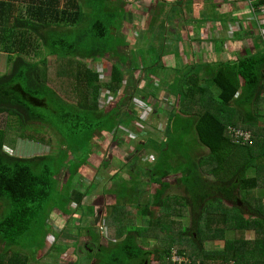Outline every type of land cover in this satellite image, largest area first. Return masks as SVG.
<instances>
[{
    "label": "trees",
    "instance_id": "1",
    "mask_svg": "<svg viewBox=\"0 0 264 264\" xmlns=\"http://www.w3.org/2000/svg\"><path fill=\"white\" fill-rule=\"evenodd\" d=\"M125 1L0 0V52L8 54V70L0 74V121L2 116L11 120L5 128L0 123V202L5 207L0 215V264H29L53 252L59 259L69 246H48L49 218L72 216L68 223L75 225L79 216L82 223L85 212L80 209L87 194L81 191L84 182L76 178L79 169L93 163L101 170L109 161L94 151L93 138L126 129L133 136L135 123L147 125L164 115H168L164 140L141 144L157 156L156 163L142 169L161 185L141 212L149 219L150 234L166 233L167 251L162 255L156 250V259L160 264H264V40L256 53H247L237 63L202 64L212 75V88L219 90L218 102L213 104L207 103L212 90L202 86L196 64H162L161 85L178 98L173 104L166 101L173 107L169 112L166 105L160 108L166 103L159 99V89L142 88L141 78L126 84L124 71L115 64L113 55L126 58L122 54L130 46L123 30ZM263 6L264 1L256 8ZM118 21L121 27L115 29ZM144 49L158 51L150 57L153 64L144 67L151 68L148 79L152 81L160 50ZM108 58L110 78L102 84L91 64ZM56 78L62 79L60 93ZM103 92L124 95L104 110L98 108L99 101H106ZM136 98L153 106L150 121L144 122L135 111ZM231 126L251 131L254 139L246 145L234 143ZM47 131L56 138L55 152L19 157L5 150L12 149L17 139L50 146L43 138ZM196 151L203 154L196 158ZM135 152L131 154L135 160L125 164L131 165V172L142 163ZM174 175H180L177 185L166 182ZM76 180L78 185L73 186ZM174 188L183 189V196L174 194ZM126 192L133 194L117 193L122 202L127 200L125 205L136 201L133 195L143 192L142 185ZM54 195L59 201L53 200ZM165 199L170 202L165 207L168 213L163 208ZM157 206L164 212L152 211ZM119 208L120 204L114 206L102 223L116 228L117 237L124 240L90 247L88 264H152L155 251L137 244L135 220L134 226L118 223L124 216ZM188 213L191 227L179 231L178 218ZM169 217H176L175 222ZM248 232H255L254 238H248ZM207 243H214L215 249L208 250ZM176 246L191 262L172 260ZM15 248L32 251V259L12 251ZM80 262L78 256L70 264Z\"/></svg>",
    "mask_w": 264,
    "mask_h": 264
},
{
    "label": "crops",
    "instance_id": "2",
    "mask_svg": "<svg viewBox=\"0 0 264 264\" xmlns=\"http://www.w3.org/2000/svg\"><path fill=\"white\" fill-rule=\"evenodd\" d=\"M163 1H165L164 6L167 7L164 10L163 15H167V18L162 24H164L165 27L167 25L168 19L170 18V15L174 14L173 23L177 25V29H174L173 31L176 34V38L174 40L172 39V41H169V39L166 40V45L167 43H170V46H168V51L166 52V54H164V52L162 51V49L158 47V45L152 44L151 46L156 47L160 50L159 56L160 55L161 56L158 58L160 60L159 62L164 60L165 57L166 56L168 57L169 55H174L175 57L169 60L170 63L161 62V64L158 65L157 69H159L162 64H166L170 67H176L178 64H180V66H187L188 64H192L193 66L194 64H196L195 73L200 74L202 76L203 79L202 86L205 89L211 88L212 90L211 91L212 95L211 97L207 98V103L211 102V104H213L215 101H218L219 90L214 87L212 88V83H211L212 75L206 72L207 71L206 69H203L202 64L219 65L221 63H228V62L237 63L247 53L257 52L256 49L257 45L262 38L260 37L257 25L251 20L253 16L252 7L254 5L258 6L264 0H182L180 7L177 6L179 4L177 3V1L175 2L174 0H163ZM246 22H251L249 24V27L245 25ZM169 47H172V49L169 50ZM120 63H122V61H120ZM120 63H118V65L116 63L115 64L116 66L121 67L123 70V66H121ZM104 72L106 73V75L107 74L109 75L108 70ZM124 73H125V77H127L126 71H124ZM161 76L162 74L153 76L151 78L152 81H149L152 83V85H148L147 84L148 80L144 79L142 82V88L148 86V87H152V90L159 89L160 90L158 94L159 99L165 103L166 101H168L171 104H173V102H175L176 100L178 101L177 96H175L176 93L171 90H168L167 87L161 85V80H160ZM107 81H108V77H107ZM120 94H122V92H119V94L116 96H119ZM122 96L123 95H120L118 99ZM165 105L167 107L168 103H166ZM161 109L163 110L164 107H161ZM135 111H137V114L139 113V109H135ZM164 123L166 124L168 123V117L167 119L161 118L160 120H157L156 124L155 123L152 124H154V126L157 125L158 128L162 129ZM164 129H166V126H164ZM118 131L119 132L116 133V135L111 134L110 136L97 134L92 140V145H94L93 148H95L94 151L100 153L101 160L102 158L109 159L107 166L101 168V170H99V172L97 173L91 171V172H84L83 174L82 169L88 170L86 169V166H83L79 169V171H82L80 175V177L82 178L81 181L86 182L84 184V189L81 191L83 193L85 192L87 194V198L91 199V197H89L91 194L89 190L91 189L90 186H92L94 188V191H97L98 193L101 194V196H98L101 199L100 204L104 201L103 197L108 195V193L110 192H112V194L109 195V197H111L112 199L111 202L116 201L114 200V194L115 195L117 194L116 189L123 181H128L126 179H123V177L121 176L122 171H120V168L123 170H129L128 172H131L129 167L131 165H125L126 163H130L133 160H135V157L132 156L131 154H133L137 150L135 152L136 159L140 160L141 156L143 155L145 160L147 158L146 155L148 153L155 154V152L152 149L151 150L149 149L151 152L149 150H146L145 148L146 145L141 146V144H145V141L149 140L150 141L149 144L154 145L158 141L156 139H159L160 142L164 140L163 137L164 135L160 138H156V139L154 138L153 140L152 139L153 132L150 130V128L149 131H147L145 134H140L139 138H133L130 134L132 131L128 129L118 130ZM138 151L139 153L137 154ZM151 157L157 158L156 154L152 155ZM149 161L152 164L156 163V160L154 161V159L151 158H149ZM145 164L146 163H141L140 167L134 170V173L138 175L141 174L139 175L141 180L139 181V183L140 185H142L143 192H141L140 195L138 196L134 194L133 197H135L136 202H138L139 200H141V197L143 195H147V197L151 201H146V202L150 203L153 201L152 200L153 194L161 190V185L157 184L158 188L157 189L153 188L154 191L151 189V187L149 186L150 185L149 182L152 183L153 178H151V175L145 173L144 171L145 168L142 169L141 167L142 165L144 166ZM152 164H148V165H152ZM117 176H119L118 179ZM177 176L180 177V175ZM146 177H147L148 185L145 184L147 181H142V179H146ZM169 178L166 179V182L170 183ZM113 181L115 183L116 182L118 183V186L116 185L117 187H115L116 189L114 188L115 190H112L113 185H111V183ZM109 182L110 185L108 186ZM106 186L108 187V189L105 191H101L96 188V187L103 188ZM176 191H174V193H176ZM178 191H183V189H180ZM87 198H85L83 206H85L86 204L88 205L89 202H91V200L88 201ZM115 198L118 199L117 195L115 196ZM96 199L97 198H94L92 203V205L96 206L95 209L94 210L89 209V214L93 213V216H98L97 214L99 213L97 212V210L99 212L102 211L101 210L102 207H99V204L96 203ZM70 206L74 207L73 202L70 204ZM135 207L140 208L137 206ZM160 209L162 210L161 207ZM152 211L157 212L156 208H152ZM80 212H84V207L83 209H80ZM85 215L83 214L85 218V220L83 219L84 223H89L91 217L93 216L86 217ZM54 216H57V214H53L52 218ZM65 217L68 222L70 219H72V216H68V217L65 216ZM105 217L107 216L103 215V218ZM186 219H184V221H186ZM52 220L54 221V219ZM147 220L149 219L146 216H144L142 213H140L137 217V221L141 223V225L144 222L146 224ZM171 220H175V219H173L172 217ZM77 221L78 222L75 225H80L79 219ZM137 221L135 220L136 224ZM137 226H138L137 244L144 250L153 251L149 249L150 247H152V245H155L153 243V240L142 241V242L146 241L148 247H145L144 245L140 244L139 239H143V238H139L141 233V232L139 233V230H142L143 226H140L138 224ZM66 231H70V227L67 228ZM147 233H149L148 230ZM64 234H66V232ZM155 241L157 242L156 245L161 244V243L158 244L157 239ZM157 251L155 249L154 260L159 261L156 259V257L159 256V253ZM175 252H177L178 255L181 254H179V251L177 249H174L172 251L173 253L172 260L174 262H178L174 260ZM160 254L163 255L161 251ZM153 256H152V264H153ZM181 256H185V255H181ZM189 262H191V259H189Z\"/></svg>",
    "mask_w": 264,
    "mask_h": 264
},
{
    "label": "rangeland",
    "instance_id": "3",
    "mask_svg": "<svg viewBox=\"0 0 264 264\" xmlns=\"http://www.w3.org/2000/svg\"><path fill=\"white\" fill-rule=\"evenodd\" d=\"M162 1V2H161ZM177 0H174V2ZM164 2L163 0H127L125 1L122 5H125L124 8H126L125 13L123 14V18H124V25H123V30L125 33V38L128 41V43L130 44V46L128 47V49L125 51H123L122 55H127L126 58H122L117 59L113 54L114 57V61L115 63L118 65V63H120V61H122V63H120L121 66H123V70L126 71L127 73V77H125V83L127 84V82H132L134 78L138 79L141 78L142 80L147 79L148 85H152L151 82H149L150 80L148 79V77L151 75V73L149 72L151 70V68L148 70H145L144 67L146 65L151 66L154 62L153 59H151L150 57L153 56L154 54L158 53V51L156 50L154 52L153 51H146V49H144L143 47H149L152 44H156L158 45V47L160 49H162V51L164 52V54H166V52L168 51V46H170V43H167L166 45V40L169 39V41H172V39L174 40L176 38V34L174 33V29H177V25H175L173 23V15H170V18L168 19L167 25L164 27V24H162L166 18L167 15H163L164 10L167 8L166 6H164ZM167 2V1H166ZM168 12V10H167ZM169 16V15H168ZM251 22H246L245 25L249 27V24ZM121 22L118 21L117 25L118 27H115V29H119ZM117 32H120L119 30H115V34ZM163 33V34H162ZM172 47H169V50H171ZM145 51V52H144ZM162 54V53H161ZM110 55V56H112ZM161 56V55H160ZM159 56V57H160ZM129 57V60L127 63H125L126 59ZM158 57V58H159ZM175 57L174 55H169L168 57L166 56L164 60H162V63H170V59ZM158 61V60H157ZM110 59H104V63H100V64H91V67H93L94 70H99L100 74H101V79L102 81H105V72L106 70H108L109 65H110ZM159 62H157L155 64V70L153 72L154 76L156 75H161V70L157 69ZM108 68H107V67ZM126 67V68H125ZM138 67V68H137ZM135 68L138 69L137 71H135ZM105 69V70H104ZM8 70V54L7 53H2L0 52V74H4L6 71ZM55 75V74H54ZM53 75V76H54ZM61 80L59 78H56V82L57 84V91L60 93L61 90L59 91V86L61 85ZM101 81V82H102ZM106 82V81H105ZM143 82V81H142ZM142 82H141V86H142ZM103 84V83H102ZM131 85V84H130ZM129 85V86H130ZM148 87V86H147ZM146 88V87H145ZM216 88V87H214ZM106 91V89L104 90ZM125 92H127V90H125ZM120 95H124V92H122V94ZM102 99L103 97H107L106 93L103 92L102 94ZM119 96H116L114 98L110 99V102H114L111 105H105V101L100 102L99 101V109H104L107 110L110 107H114V105H116ZM118 99V100H117ZM107 100V99H106ZM117 100V101H116ZM218 102V101H217ZM139 106V104H138ZM165 106V105H164ZM163 106V107H164ZM134 109H138L136 104H133ZM220 107V106H219ZM173 109V107L168 106L167 110L170 112ZM178 108H176L177 110ZM137 112V111H136ZM168 115H164L162 118L167 119ZM11 120L8 119L6 120L4 116L1 117V121L0 123L2 124V126L5 128L7 126V123H10ZM156 124V122H154ZM164 126H167L166 123L163 124L162 129L157 128L154 126V124L151 123L150 125V130L153 132V139L155 138H160L163 136V129ZM138 134V133H137ZM51 133L50 132H46V136H44L43 138L47 141V142H51L50 146H48L47 144H35L29 141H24V140H20L17 139L15 142H12V149H8L6 148L5 150L7 152H9L12 155H16L19 157H31V156H35V155H48L49 153L55 152L56 151V138H51ZM137 138V136L135 137ZM159 140V139H157ZM55 150V151H54ZM151 152V151H150ZM203 154L201 151H196L194 153V157L198 158L199 155ZM154 155L152 153H148L146 156L147 158L144 160V156H141V162L142 163H148V164H152L149 161V158ZM157 159V158H156ZM155 161V160H154ZM76 162V161H75ZM88 164H92V165H88ZM86 165V169L88 170H83V172H94L97 170L96 165H94L93 163H88ZM145 164V165H146ZM143 167V165L141 166ZM128 169V168H127ZM90 170V171H89ZM120 171H122L121 176L123 177V179H126L128 181H123L119 187L116 189L115 187L116 184L113 181L111 183V185L114 186V188L116 189V193H125L126 195H132V192H126L128 191L129 188H138V185H140L138 182L141 181L139 175L141 174H136L134 172H128L129 170H123L120 168ZM119 171V173H120ZM66 171H64L65 173ZM82 171H80L79 174H77L76 178L78 180H82V178L80 177ZM118 173V174H119ZM65 177H67L66 173L64 175ZM96 177V175H95ZM119 176H117L118 179ZM208 178H210L211 180H213V178L211 176H206ZM178 178L177 175H174L172 177L169 178L170 182L175 184L177 183L176 179ZM87 181V180H85ZM142 181H147V177L146 179H142ZM77 180L74 182L73 186L78 185L77 184ZM84 182V181H83ZM86 182H84L85 184ZM146 185H148V182L145 183ZM149 186L151 187V189L154 191V189H157L158 186L156 182H149ZM110 185V182L108 183V186ZM148 186V187H149ZM175 186V185H174ZM91 189L90 191V198H87L88 201L91 200V202H89V204L85 205L84 207V212H86V216H93V213L89 214V209L90 210H94L95 209V205H92L94 198H97L96 201L99 202V207H102V211H98L99 213L98 216H93L91 217V220L89 223H84V221H82V223H79L80 225H73L72 223H68V221L66 220V217H59L54 216L52 218V216L49 218L48 220V237H47V244L48 246H52L53 244H58V245H66L69 246L68 248L65 249L64 254H62L60 256V258L58 259L55 256V252L54 255H52V253L47 254L46 256L41 258H37L36 261L35 259L30 261L29 264H70L75 257H80L81 262L80 264H88L89 260L88 257L91 255V250L89 251L90 247H93L94 249H96V246L98 245V242H103L106 243L107 241H113V242H118V241H122L124 240L123 236L122 237H117L118 231L116 230V228H112L109 225H105L104 223H102V219L103 215H106L107 213H109L114 206H117L120 204V208H119V212L124 214V216L121 217V221L118 222L120 223L122 226H134V220L137 221V217L138 215L142 212L143 207L142 205L146 204V201H151L147 195H143L141 197V200H139L138 202L136 201H131V203H127V205H125V203L127 202V200L125 199L123 202L121 201L122 199H116L114 194V202H111L112 199L111 197H109V195L112 194V192L108 193V195L104 196V201L100 204V197L101 196L100 193H98L97 191H94V188L92 186H90ZM147 187V188H148ZM98 190L101 191H105L108 189V187H103V188H99L96 187ZM95 188V190H96ZM154 188V189H153ZM84 188H81V190H83ZM114 189V190H115ZM177 189L174 188L173 191H176ZM180 190V188L178 189ZM176 191V193L174 194H178L180 196H183V191ZM85 193V192H84ZM56 195V194H55ZM53 196V200H57L59 201V199L56 196ZM62 201V200H61ZM91 204V205H90ZM2 205V206H1ZM170 202L167 201L165 199L164 202V211L166 213H168V211H166L165 207L169 206ZM0 206L2 208L1 213L5 210V207H3V203L0 202ZM90 206V207H88ZM140 207V208H136ZM76 208V206H75ZM156 208V213L159 212L160 207H153ZM88 209V211H87ZM133 213V214H132ZM103 214V215H102ZM134 215V216H133ZM63 216V215H61ZM107 219V217H105ZM187 218V219H186ZM54 219V221L52 220ZM79 218H74V222L77 223ZM115 222H117L115 220V217L112 218ZM173 219H176V217H173ZM184 219H186V221H184ZM108 220V219H107ZM171 220V217H169V221ZM175 222V220H174ZM178 222H179V227L178 230L181 231L185 226H190L191 227V214H186L181 218H178ZM137 224L142 227V230H139L140 236L139 238H143V239H139L140 244L144 245L145 247H148L147 242H142L143 240H153V243L155 245H152V247H150V250L155 251L156 250H160L163 255H165L164 251L165 248L167 247V242H166V233H160L159 237H156V233H147L148 230V224H145V222L141 225V223H139L137 221ZM102 226V227H101ZM66 227H70V231H66ZM101 227V229H100ZM176 229V225L173 226ZM161 232V229H158ZM66 232V234H64ZM92 236V238H91ZM255 236V232H248L247 233V237L248 238H254ZM118 238V240L116 238ZM148 238V239H147ZM38 239V238H37ZM158 240V244L161 243L160 245H156L157 242L155 240ZM175 239V238H173ZM116 240V241H114ZM182 241L185 242L184 239H182ZM208 250L212 251L215 249V245L214 243H207L206 244ZM174 249L180 250L177 246L174 247ZM12 251H21L23 252L28 258L29 260L32 259L33 257V252L29 251L28 249H24L22 250L21 248H15L12 249ZM44 251V250H43ZM40 257V255H39ZM155 255L153 256V264H160L159 261L154 260ZM163 257V256H162ZM92 262H94V260H90ZM93 264V263H90Z\"/></svg>",
    "mask_w": 264,
    "mask_h": 264
},
{
    "label": "built area",
    "instance_id": "4",
    "mask_svg": "<svg viewBox=\"0 0 264 264\" xmlns=\"http://www.w3.org/2000/svg\"><path fill=\"white\" fill-rule=\"evenodd\" d=\"M251 20L257 25L259 34L264 39V6L258 9L255 8L253 9V16ZM98 73L101 76L99 70ZM106 96H107L106 98L107 100L105 101V104L106 105L113 104L114 102H110V99L114 98V96L110 93H107ZM137 104H139V108L141 109L142 119L145 120L144 122H148V118L152 112V109L150 108V106L147 104L146 101H137ZM135 128L136 129L134 135L132 136L133 138L137 136V133L140 136V134H145L149 130V126H147L146 124H142L140 122L135 123ZM229 134L231 135L233 142L240 145H246L254 139V135L251 131H247L234 126H231L229 128ZM150 158L156 160V157H150ZM174 260L178 262H189V258H187L186 256L178 255L177 252H175Z\"/></svg>",
    "mask_w": 264,
    "mask_h": 264
},
{
    "label": "clouds",
    "instance_id": "5",
    "mask_svg": "<svg viewBox=\"0 0 264 264\" xmlns=\"http://www.w3.org/2000/svg\"><path fill=\"white\" fill-rule=\"evenodd\" d=\"M256 7H257V6L254 5L252 8H253V9H254V8H255V9H258V8H256ZM259 8H260V7H259ZM260 37H261V36H260ZM261 38H262V37H261ZM262 40H264V39L262 38ZM105 74H106V73H105ZM107 77H108V81H107ZM109 78H110V75H108V74L105 75V81H106V82H109ZM100 79H101V76H100ZM101 81H102V79H101ZM105 81H102V83L105 84V83H106ZM104 93H105V92H104ZM106 94H107V93H106ZM110 94H112V93H110ZM112 95H113V94H112ZM114 97H115V96H114ZM104 98L106 99L107 97H104ZM137 101H144V100L141 99V98H136V99H135V104L137 105V107H138V109H139V113H138V115L141 116V109L139 108V106H138V104H137ZM149 102H150V101H149ZM103 103H104V101H103ZM150 103H151V102H150ZM105 105H106V104H105ZM164 105H165V104H164ZM164 105H163V106H164ZM163 106H161V107H163ZM161 107H160V108H161ZM150 108L152 109V112H151V114H150V116H149V118H148V121L150 120L152 114L154 113V110H153V106H152V105L150 106ZM147 126H149V128H150V124H147ZM148 131H149V130H148ZM135 136H136V135H135ZM137 138H139V135H137ZM94 172L97 173V172H99V170L97 169V170L94 171ZM187 258H188V257H187Z\"/></svg>",
    "mask_w": 264,
    "mask_h": 264
}]
</instances>
